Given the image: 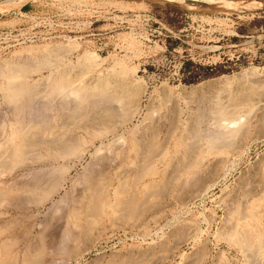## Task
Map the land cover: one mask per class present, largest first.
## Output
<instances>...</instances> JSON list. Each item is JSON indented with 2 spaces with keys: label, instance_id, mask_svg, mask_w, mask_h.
<instances>
[{
  "label": "rangeland",
  "instance_id": "1",
  "mask_svg": "<svg viewBox=\"0 0 264 264\" xmlns=\"http://www.w3.org/2000/svg\"><path fill=\"white\" fill-rule=\"evenodd\" d=\"M61 67L70 78L85 72L86 89L57 90ZM103 78L114 86L104 95L96 88ZM17 80L23 93L8 87ZM245 90L252 112L246 104L243 115L226 113L230 95ZM219 103L229 108L215 110ZM20 127L38 131L44 141L0 168V186L17 191L0 198L3 264L263 263L264 0H0L1 150ZM50 128L72 134L76 149L63 155L51 147ZM133 135L152 136L158 146L147 166L153 171L141 178L146 169H137ZM179 140L197 146L193 174L185 179L201 175L198 188L154 197L149 184L158 188L167 175L179 178L169 174L181 159ZM91 175L111 203L84 231L70 218L71 201L86 195ZM123 185L124 198L131 189L143 196L132 207L136 213L115 208ZM243 234L260 259L250 260L237 242Z\"/></svg>",
  "mask_w": 264,
  "mask_h": 264
},
{
  "label": "bare ground",
  "instance_id": "2",
  "mask_svg": "<svg viewBox=\"0 0 264 264\" xmlns=\"http://www.w3.org/2000/svg\"><path fill=\"white\" fill-rule=\"evenodd\" d=\"M163 1H174V0H163ZM243 1V0H242ZM247 1V0H246ZM170 3V2H169ZM174 3V2H173ZM257 3V2H256ZM229 4H231V3H229ZM235 5H242V4H249V2H236V3H234ZM261 5V4H260ZM188 6V5H187ZM191 7V6H190ZM255 8V7H254ZM254 8H252V10L254 9ZM257 8H259V7H257ZM227 9V8H226ZM17 66V65H16ZM21 66V65H20ZM63 66V65H62ZM13 67V66H12ZM25 67H27V66H25ZM84 67V66H83ZM18 68V67H17ZM21 68V67H20ZM24 68V67H23ZM22 68V69H23ZM62 68V70L64 71V70H66L65 68H67V67H65V68H63V67H61ZM9 69V68H8ZM14 69V68H13ZM57 69V68H56ZM55 69V70H56ZM69 70H70V68H68ZM15 70V69H14ZM18 70V72L21 70H19V69H17ZM61 70V69H60ZM68 70V71H69ZM5 71V70H4ZM10 71H12V70H10ZM22 71H24V70H22ZM28 71V70H27ZM58 71H59V69H58ZM62 71V72H63ZM73 71V70H72ZM9 72V71H8ZM16 73L15 74H17V71H15ZM21 72V71H20ZM10 73V72H9ZM8 73V74H9ZM25 73H26V70H25ZM70 73H73V72H70ZM111 73H113V71L111 72ZM14 74V75H15ZM76 74V73H75ZM75 74H73V75H75ZM78 74V73H77ZM76 74V75H77ZM10 75H13V74H10ZM9 75V77L11 78V76ZM14 75H13V77H14ZM19 75V74H18ZM23 75V74H22ZM72 75V74H71ZM75 75V76H76ZM83 75H85V72H80L77 76H76V78H75V76H74V78H70V76H69V73H67L66 71H64L58 78H57V80L54 82L55 83V87H56V89L57 90H59V91H66L65 89H68L69 87H71V90L73 91V92H75L76 93V91H78V93H79V91H82L86 86H83V84L82 83H84L83 81H82V76ZM86 76H87V74H86ZM6 77V76H5ZM16 77H18V76H16ZM7 78V77H6ZM56 78V77H55ZM100 78H101V76H100ZM100 78H98V79H100ZM107 78V77H106ZM106 78H103V79H101V80H98L97 79V91H100L99 93L100 94H102V95H104V93H107V92H109L108 91V89H109V87L111 86V89H112V84H110L109 83V80L108 79H106ZM244 78V77H243ZM240 79H241V77H240ZM19 80H20V82H21V79L19 78ZM25 80V79H24ZM49 80V79H48ZM244 80V79H243ZM242 80V81H243ZM247 80V79H246ZM13 81H15V80H13ZM12 81V82H13ZM23 81V80H22ZM82 81V82H81ZM116 81V80H115ZM240 81V80H239ZM260 81V80H259ZM11 82V81H10ZM9 82V83H10ZM8 83V82H7ZM6 83V84H7ZM13 83H15V82H13ZM12 83V84H13ZM87 83V82H86ZM93 83V82H92ZM115 83V82H114ZM117 83V82H116ZM118 83H119V81H118ZM117 83V84H118ZM234 83V82H233ZM120 84H121V82H120ZM241 84V83H240ZM11 85V84H10ZM10 85H8V87H10V90L13 92V93H20L21 91V89H24L22 86H20V83H19V81L17 80L16 81V83L15 84H13L12 86H10ZM29 85V84H28ZM32 85V84H31ZM116 85V84H115ZM119 85V84H118ZM238 85V84H237ZM242 85V84H241ZM249 85H250V83H249ZM252 85V84H251ZM251 85H250V87H251ZM93 86V85H92ZM91 86V87H92ZM96 86V85H95ZM95 86H93L94 87V89H95ZM239 86V85H238ZM237 86V87H238ZM246 86H248V83H247V85H245V87ZM27 87H30V86H26V88ZM114 87V86H113ZM243 87H244V85H243ZM242 86L241 87H239L241 90H242V88H243ZM244 87V88H245ZM249 86H248V88H250ZM87 88H90V87H87ZM232 88V87H231ZM231 88H230V90H231ZM235 88H236V86H235ZM247 88V87H246ZM247 88V91L249 90ZM253 88V87H252ZM254 88H255V86H254ZM9 89V88H8ZM70 89V88H69ZM86 89V88H85ZM93 89V88H92ZM93 89V90H94ZM114 89V88H113ZM228 89V88H227ZM239 89V90H240ZM28 90V89H27ZM33 90V89H32ZM92 90V91H93ZM135 90V89H134ZM235 90V89H234ZM244 90V89H243ZM255 90H257V88L255 89ZM71 91V92H72ZM87 91H89V89L87 90ZM91 91V92H92ZM94 91H96V90H94ZM93 91V92H94ZM111 91V90H110ZM246 90L244 91V94H243V91L241 92V93H239V94H234V95H230L231 96V98H232V101L233 102H231L230 100L231 99H229V102H231V106H229L230 108H232V109H230V111L227 109V108H229V107H226L225 105H223V106H221V104H220V106H219V104L216 106L217 108L215 109V110H217V111H220L219 109H218V107L220 108L221 107V110H222V108L225 110V109H227V111H226V113H230V115H235L236 114V112L238 113V111H239V114H237V115H240V111H241V107L242 106H245L246 104V106H247V109L246 110H248V104H249V102H248V98H249V96L251 95L249 92V94L248 93H245V92H247ZM252 91H253V89H252ZM28 92H29V90H28ZM28 92H26V93H28ZM72 92V93H73ZM85 92V91H84ZM92 92V93H93ZM112 92V91H111ZM110 92V93H111ZM128 92V91H127ZM229 92V91H228ZM227 92V93H228ZM237 92H240V91H238L237 90ZM236 92V93H237ZM251 92V91H250ZM256 92V91H255ZM255 92H252V94L253 93H255ZM21 93H23V92H21ZM32 93V92H31ZM75 93H73V94H75ZM86 93V92H85ZM90 93V92H89ZM92 93L90 94V95H92ZM113 93H116V92H113ZM124 93V92H123ZM137 93H139V92H137ZM82 94H84V93H82ZM81 94V95H82ZM96 94V93H95ZM95 94H94V96H95ZM125 94H127V93H125ZM129 94H131V93H129ZM128 94V95H129ZM224 94V93H223ZM260 94V93H259ZM262 94V93H261ZM12 95V94H11ZM27 95V97L29 96L28 94H26ZM85 95V94H84ZM83 95V96H84ZM87 95V94H86ZM89 95V96H90ZM96 95H99L98 93L96 94ZM123 95V94H122ZM137 95V94H136ZM258 95V94H257ZM69 96V95H68ZM114 96V95H113ZM119 97H120V95H118ZM129 96H132V95H129ZM129 96H127L128 98H130ZM226 96V95H225ZM229 96V97H230ZM31 97V96H30ZM126 97V98H127ZM134 97V96H133ZM220 97H221V95H220ZM223 97V96H222ZM234 97V98H233ZM251 97H253L254 98V94H253V96H251ZM257 97V96H256ZM91 98H92V96H91ZM104 98V97H103ZM123 98L125 99V97H124V95H123ZM225 98V97H224ZM259 98V97H258ZM258 98H255V99H258ZM15 99V98H14ZM117 99H119V98H117ZM223 99V98H222ZM129 101V100H128ZM132 101V100H131ZM256 101V100H255ZM119 102V101H118ZM127 102V101H126ZM221 102V101H220ZM227 102V101H226ZM251 102H253V100L251 101ZM250 102V104L249 105H251L252 103ZM74 103V102H73ZM93 103V102H92ZM233 103V104H232ZM256 104H257V106H258V103H260V101L259 102H255ZM230 105V104H229ZM255 105V104H254ZM253 106V105H252ZM256 106V105H255ZM256 106V107H257ZM261 106V105H260ZM259 107V106H258ZM251 108V107H250ZM238 109H240V110H238ZM253 109V108H252ZM251 109V110H252ZM257 109V108H256ZM96 110V109H95ZM224 110H222V111H224ZM245 110V109H244ZM243 109H242V111H244ZM250 110V109H249ZM249 110H248V112H249ZM250 110V112H252ZM242 111H241V114L243 115L244 113H242ZM94 112V111H93ZM97 112V111H96ZM102 112V111H101ZM104 112H106V111H104ZM215 112V111H214ZM246 112V111H245ZM95 113V112H94ZM224 113V112H223ZM222 113V115H223V117H225L226 116V114L224 113L223 114ZM99 114V113H98ZM103 114H105V113H103ZM106 114H107V112H106ZM245 114H247V112L245 113ZM249 114V113H248ZM253 114V113H252ZM90 115H91V113H90ZM225 115V116H224ZM221 115H219L218 116V119H219V117H220ZM245 116V115H244ZM247 116V115H246ZM86 117V116H85ZM97 117V116H96ZM222 117V116H221ZM228 117V116H227ZM101 118V117H100ZM104 118V117H103ZM102 118V119H103ZM107 117H105L104 118V120L106 119ZM200 118V117H199ZM88 119H90V117L88 118ZM87 119V120H88ZM92 119V118H91ZM91 119H90V122L89 123H92L91 122ZM99 119V118H98ZM171 119V118H170ZM157 120V119H156ZM159 120V119H158ZM67 121V120H66ZM93 121V120H92ZM100 121H102L101 119H99V122ZM147 121V120H146ZM68 122V121H67ZM80 122V121H79ZM95 122V121H94ZM93 122V123H94ZM97 122V121H96ZM145 122V121H144ZM159 122H161V120L160 121H158V123ZM59 123H60V121H59ZM72 123V122H71ZM75 123V122H74ZM76 123H77V121H76ZM98 123V122H97ZM147 123V122H146ZM149 123V122H148ZM56 124V123H55ZM61 124H63L62 123V121H61ZM80 124V123H79ZM95 124V123H94ZM142 124V123H141ZM23 125V124H22ZM43 125V124H42ZM41 125V126H42ZM54 125V124H53ZM73 125V124H72ZM143 125H145V124H143ZM159 125V124H158ZM157 125V126H158ZM27 126V125H26ZM36 126V125H35ZM40 126V125H39ZM147 126V125H146ZM152 126V124H150V126H149V128ZM220 126V125H219ZM54 127V126H53ZM58 127V129H59V126H56V128ZM68 127V126H67ZM155 127H156V125H155ZM42 128H44V127H42ZM52 128V127H51ZM51 128H50V141L49 140H47V142L49 141V145L51 146V147H53L54 149H56L60 154H63V155H66V154H69V152H71V151H74V149H76L75 148V146H73L72 144L73 143H71L73 140H71V137H72V134H70V137L68 138V137H66V136H64V133L63 132H59V133H54V132H56V131H54L53 132V134L51 133L52 132V130H51ZM63 128V127H62ZM141 129V128H140ZM153 129V128H152ZM222 129V128H221ZM228 129V128H227ZM38 130H39V128H38ZM47 130V129H46ZM53 130H55L54 128H53ZM100 130V129H99ZM145 130V129H144ZM192 130V129H191ZM196 130V129H195ZM34 131V130H33ZM45 131V130H44ZM48 131H49V129H48ZM48 131H46L47 133H48ZM61 131V130H60ZM70 131V130H69ZM147 130H145V132H146ZM151 131H154V130H151ZM156 132H157V130H155ZM193 131V130H192ZM32 131L30 130V129H25L24 127H20L19 129H16L15 131H14V133L11 135V138L12 139H10V140H12L11 141V145H9V146H7L6 145V147H4V142H3V147L4 148H8V149H5V150H1V145H0V168L2 169V168H5L6 166H11L12 164H14V163H12V164H10V161L12 160V159H14V162L16 161V160H18V159H21V158H23L24 156H27V154H29V152H30V150L33 148V147H35L36 148V146L38 145V143H40V142H42V141H44L42 138H40V135L38 136V131L36 132V133H34V132H32ZM43 132V131H42ZM150 132V131H149ZM194 132V131H193ZM45 133V132H44ZM43 133V134H44ZM73 133V132H72ZM40 134H41V132H40ZM135 134V133H134ZM143 134V133H142ZM148 134V133H147ZM150 134H152L151 132H150ZM150 134H148V135H150ZM154 134H156L155 132H154ZM154 134H152V136H154ZM46 135V134H45ZM49 135V134H48ZM137 135V134H136ZM135 135V136H136ZM144 135V134H143ZM142 135V136H143ZM197 135V134H196ZM225 135V134H224ZM43 136V135H42ZM134 135H133V137L132 138H130L131 139V142H129V144H130V147L132 148V149H139V151H138V155H137V160L139 161V165H137V161L135 162L136 163V165L137 166H139L137 169H139V172H140V170L142 169V172L144 171V168L146 169L145 170V172H144V174H137V175H140V177H138V178H141V176H144L145 174H146V172H148L149 174H151L150 172H149V170L150 171H153V169H147V166H148V164L150 163V160L151 159H153L154 157H155V155H157L158 153V146H157V144L155 143V140L152 138V136L150 137V138H145V139H140V140H138L136 137H135ZM226 136V135H225ZM75 137V136H74ZM141 137V136H140ZM183 137V136H182ZM194 137V136H193ZM156 138H158V137H156ZM155 138V139H156ZM184 138V137H183ZM196 138V137H195ZM8 139V138H7ZM74 139V138H73ZM129 139V140H130ZM192 139V138H191ZM191 139H189L188 141H190ZM198 139V138H197ZM71 140V141H70ZM157 140V139H156ZM183 140H185V138L183 139ZM183 140H179L178 141V143H177V146H178V148H181V150H182V154H180L181 155V159H179L178 161H174V163H172V162H170V163H172L171 164V166H172V169H173V172H171V173H169V174H171L170 176H172L173 175V173H178V179L177 180H173V179H170V178H167L168 177V175H167V177H165L166 179H164L160 184V187H158V188H156L157 186L156 185H152V184H149L151 187L150 188H147V192H149L150 194H152L153 196L155 195V196H157V193L159 192V194H160V191L162 190H168V192H166V193H169V190H170V193H174L175 195H178V196H182V193H184V192H186V191H190L191 192V190L193 189V190H195V189H197L198 187L196 186V185H198L197 184V181L200 179L199 177L201 176H199V177H196L195 179L196 180H193V181H191L190 183H186V179H187V176L188 175H190V174H193V166H195L194 165V160H192L193 159V153H194V146L195 145H192V144H187V143H189V142H184ZM193 140H194V138H193ZM192 140V141H193ZM196 140V139H195ZM75 141H76V139H75ZM74 141V142H75ZM121 141V140H120ZM187 141V140H186ZM5 142H7L8 143V141L6 140ZM47 142L45 141V142H43V143H46L47 144ZM77 142V141H76ZM115 142V141H114ZM123 142V141H122ZM157 142V141H156ZM216 142V141H215ZM222 142V141H221ZM42 143V144H43ZM158 143H159V140H158ZM217 143V142H216ZM37 144V145H36ZM110 144V143H109ZM112 144V143H111ZM175 144V143H174ZM35 145V146H34ZM44 145V144H43ZM160 145V144H159ZM212 146V145H211ZM10 147V148H9ZM77 147V146H76ZM195 147H197V146H195ZM209 147V146H208ZM35 148H33V149H35ZM32 149V150H33ZM31 150V151H32ZM160 150L161 149H159V152H160ZM178 150V149H177ZM133 151V150H132ZM163 151V150H162ZM161 151V152H162ZM160 152V153H161ZM196 152V151H195ZM198 152V151H197ZM196 152V153H197ZM207 152V151H206ZM135 153H136V151H135ZM179 153H181V152H179ZM163 154H164V152H163ZM176 154H178V153H176ZM175 154V156H177ZM205 154V153H204ZM96 155V154H95ZM165 155H166V153H165ZM171 155V154H170ZM169 155V156H170ZM180 155L178 154V156L180 157ZM198 155V154H197ZM196 155V156H197ZM172 156H174V154L172 155ZM59 157V158H58ZM135 157V156H134ZM165 157V156H164ZM191 157H192V159H191ZM199 157V156H198ZM197 157V158H198ZM53 158V157H52ZM55 158H58V159H60L61 157L60 156H55ZM63 158V157H62ZM62 158H61V160H62ZM68 158V157H67ZM160 158H162V156H160ZM159 158V159H160ZM11 159V160H10ZM157 159V158H156ZM159 159H157V160H159ZM169 159V158H168ZM202 159H203V157H202ZM63 160H66V159H63ZM69 160V159H68ZM171 160H173L172 159V157H171ZM196 160V159H195ZM197 161V160H196ZM162 162V161H161ZM161 162H159V164L161 163ZM198 162V161H197ZM164 163V162H163ZM193 163V164H192ZM198 163H200V162H198ZM169 164V163H168ZM165 165V164H164ZM170 165V164H169ZM197 165V164H196ZM3 166H5V167H3ZM129 166V165H128ZM132 168H134V167H132ZM149 168V167H148ZM171 168V167H170ZM205 168H207V167H205L204 166V169ZM168 169V168H167ZM4 170V169H3ZM127 170H128V168H127ZM129 170H131L130 168H129ZM198 170H200V168L198 169ZM126 172V171H125ZM135 171L133 170V173H134ZM163 172V171H162ZM200 172V171H199ZM201 172H204V171H201ZM164 173V172H163ZM207 173V172H206ZM205 173V174H206ZM176 174H174V175H176ZM205 174H203V175H205ZM148 175V174H147ZM153 175V174H152ZM92 176V175H91ZM90 176V177H91ZM94 176V175H93ZM92 176V177H93ZM96 176H97V174H96ZM96 176H94V179L91 177L90 178V181H88V182H86V189L85 190H87V192H86V195H84V197H80V198H78V199H73L74 201H71L72 202V208H71V210H70V218L72 219V220H74V222L77 224V226L78 227H80V228H82V229H85L84 231H86L88 228V225H91V224H93L94 222H96V220H97V218L99 217V215L101 214V213H103V211L108 207V206H110V200H108V198H107V194H105V191H103V189L101 188L102 186L101 185H99L98 184V182H99V180L97 179V178H95ZM98 176H100V175H98ZM135 176V175H134ZM160 176H161V174H160ZM177 176V175H176ZM206 176V175H205ZM207 176H210V174H207ZM146 177V176H145ZM185 177H186V179H185ZM134 178V177H133ZM93 179V180H92ZM143 179V178H142ZM191 179V178H190ZM201 180V179H200ZM49 181V180H48ZM158 183V184H159ZM134 184V183H133ZM145 186H147L146 184H144ZM12 186V185H11ZM3 187V186H0V198L2 197V198H4V196H7V195H12V196H14V195H16V193H17V191L16 190H14L12 187ZM14 186V185H13ZM159 186V185H158ZM148 187V186H147ZM200 188V187H199ZM116 189V188H115ZM126 189L128 190V188H126L125 187V189H124V185H123V187H119L118 188V191L120 192H116V194H115V196L117 195V198H116V203H115V208H118L119 210L121 209V210H123V209H128V210H135V208L134 209H132V207L134 206V205H136L139 201H141L140 199H139V197L138 196H141V195H137V194H134L133 192H132V190L133 189H131V191L130 192H128V194H127V196L124 198L123 197V195L122 194H124V191H125V193H126ZM145 189V188H144ZM31 190V189H30ZM21 191V190H20ZM26 191H28V190H26ZM116 191V190H115ZM23 192V191H22ZM29 192V191H28ZM85 192V191H84ZM137 193H138V191H136ZM144 192V191H143ZM19 193V192H18ZM165 193V192H164ZM30 194H32V193H30ZM149 195V194H148ZM79 196V195H78ZM77 196V197H78ZM112 196H113V194H112ZM122 196V197H121ZM125 196V195H124ZM150 196V195H149ZM154 196V197H155ZM142 198H143V196H141ZM140 197V198H141ZM16 198V197H15ZM17 198H18V196H17ZM20 198V197H19ZM148 198V197H147ZM14 199V198H13ZM152 199V198H151ZM2 199H0V201H1ZM16 200V199H15ZM149 200H150V197H149ZM148 200V201H149ZM147 201V202H148ZM157 201V200H156ZM110 202V203H109ZM114 202V201H113ZM144 202V201H143ZM146 202V199H145V202L144 203H147ZM154 202H155V200H154ZM159 202V201H158ZM158 202H156V203H158ZM112 205H114V204H112ZM152 205V204H151ZM154 205V204H153ZM136 207H138L137 205H136ZM148 207V206H147ZM154 207V206H153ZM130 208V209H129ZM111 209V208H110ZM113 209H114V207H113ZM116 210V209H115ZM127 210V211H128ZM236 210V209H235ZM107 211V210H106ZM117 211V210H116ZM118 212V211H117ZM132 212V211H131ZM135 212V211H134ZM134 212H132V213H134ZM136 212H137V209H136ZM135 212V213H136ZM104 213H107V212H105L104 211ZM122 213V212H121ZM245 214V213H244ZM120 215H122V214H120ZM124 216V215H123ZM120 217V216H119ZM121 218V217H120ZM70 221V220H69ZM9 222V221H8ZM91 223V224H90ZM8 224V223H7ZM96 224V223H95ZM94 225V224H93ZM92 225V226H93ZM173 226V225H172ZM11 227V226H10ZM236 227V226H235ZM245 227V226H244ZM79 228V229H80ZM244 229V228H243ZM183 230V229H182ZM181 230V231H182ZM233 231V230H232ZM247 231V230H246ZM245 231V232H246ZM243 232V231H242ZM1 233V232H0ZM240 233V232H239ZM82 234V233H81ZM237 234V233H236ZM242 234V233H241ZM245 234V233H244ZM242 235V236H240L239 238H238V240H237V242L242 246V247H244V248H242V249H244L245 250V252L246 251H249V253H250V256H251V258H250V260L252 259V257H253V259L255 260V259H260V258H258V257H260L261 255H260V253L257 251V250H255V247H254V243H253V240L252 239H250V237H248L247 235ZM183 235V234H182ZM180 236V235H179ZM260 236H261V234H260ZM262 237V236H261ZM260 237V238H261ZM182 239V238H181ZM180 239V240H181ZM230 239V238H229ZM259 241H260V239H258ZM257 240V241H258ZM2 241V240H1ZM5 241V240H4ZM9 241V240H8ZM262 241V240H261ZM257 243V242H256ZM256 243H255V245H256ZM6 244L7 243H5V245L4 246H6ZM160 245V244H159ZM7 246H10L9 244L7 245ZM6 246V249H8V247ZM13 246V245H12ZM11 246V247H12ZM0 248H1V246H0ZM4 248V247H3ZM259 248V247H258ZM5 249V248H4ZM150 249H151V247H150ZM166 249V248H165ZM152 250V249H151ZM260 250V252H261V254L263 253L262 251H261V249H259ZM146 251V250H145ZM27 252V251H26ZM2 253H5V252H2ZM149 253V252H148ZM164 253V252H163ZM248 253V252H247ZM38 254V253H37ZM165 254V253H164ZM3 255H6V254H3ZM15 255V254H14ZM13 255V256H14ZM12 256V255H11ZM13 256L11 257V258H13ZM29 255H27V257H28ZM158 256V255H157ZM163 256V255H162ZM1 257H2V254H1ZM0 257V264H3V261H4V259H2ZM7 257H9V255H7ZM262 258H264V257H262ZM6 259V258H5ZM10 259V258H9ZM11 260V259H10ZM14 260V259H13ZM30 261H32V260H30ZM260 261V260H259ZM258 261V262H259ZM10 262V261H9ZM28 262V261H27ZM147 262V261H146ZM260 262H262V261H260ZM259 262V263H260ZM254 264H258V263H256V261H254L253 262ZM30 264V263H29ZM252 264V263H251ZM260 264H264V261H263V263H260Z\"/></svg>",
  "mask_w": 264,
  "mask_h": 264
}]
</instances>
